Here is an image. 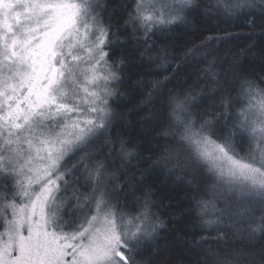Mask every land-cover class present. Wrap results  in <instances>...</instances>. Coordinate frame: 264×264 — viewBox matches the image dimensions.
Listing matches in <instances>:
<instances>
[{"label":"snow or ice","instance_id":"1","mask_svg":"<svg viewBox=\"0 0 264 264\" xmlns=\"http://www.w3.org/2000/svg\"><path fill=\"white\" fill-rule=\"evenodd\" d=\"M118 7L119 19L109 0H0V264H148L144 249L164 226L160 205L132 163L140 155L112 134L133 54L162 141L148 163L192 186L202 230L248 241L224 254L208 248L203 264H264V215H254L256 206L264 213V76L242 73L232 95L217 48L236 38L226 29L190 48L154 39L195 16L243 20L264 36V0ZM232 52L239 69L256 48ZM193 61L206 65L205 80L170 87Z\"/></svg>","mask_w":264,"mask_h":264},{"label":"trees","instance_id":"2","mask_svg":"<svg viewBox=\"0 0 264 264\" xmlns=\"http://www.w3.org/2000/svg\"><path fill=\"white\" fill-rule=\"evenodd\" d=\"M114 9L113 15L119 19L116 13L120 12L119 4L121 0H109ZM217 26V27H214ZM236 37L217 45L220 59L219 64L223 68L224 76L229 82V91L235 96L234 89L237 87L236 80L243 73L250 77L264 76V36L260 34V29L253 30L247 26L245 21H233L222 23L218 20H209L195 16L190 26L177 29L175 32L168 33L167 37H156L157 43L162 46L190 48V41L195 40L199 44L198 36L219 35L224 36V30ZM253 39H247L248 36ZM255 46L256 52L252 57H241V68L235 69L231 66L233 49L239 50L240 47L247 48ZM131 45L122 48L121 51L127 52ZM206 65L196 61L187 63L183 66L181 79L177 85L170 87H180L193 84L197 81H204L205 74L202 71ZM221 67L216 69L221 71ZM145 69L135 54L130 58L126 68V83L122 86L123 96L113 105L119 113L114 125L113 136L117 134L141 157L140 160L132 161L139 164L140 171L145 172L143 187L151 189L155 201L160 205L155 209L159 213L163 227L158 230V234L151 241L149 247L144 249L145 260L148 264H203L206 259L205 252L211 248L221 254L226 251H234L237 247H244L248 241L239 234L228 233L220 238L219 235L211 230H202L192 212L193 197L197 193L186 180L177 179L171 175L168 168L163 163H148L154 161L156 149L162 144L157 133L156 118L151 114L152 106L142 103L143 97L140 95L137 80L147 78ZM208 85L201 83V87ZM215 87V85H210ZM210 103V102H209ZM189 179H191L189 177ZM254 212L257 221L264 213L259 206L255 207ZM206 237L208 243L204 248L199 247L201 237ZM256 251H260V245L255 246Z\"/></svg>","mask_w":264,"mask_h":264},{"label":"rangeland","instance_id":"3","mask_svg":"<svg viewBox=\"0 0 264 264\" xmlns=\"http://www.w3.org/2000/svg\"><path fill=\"white\" fill-rule=\"evenodd\" d=\"M256 211V209L254 208V212Z\"/></svg>","mask_w":264,"mask_h":264}]
</instances>
